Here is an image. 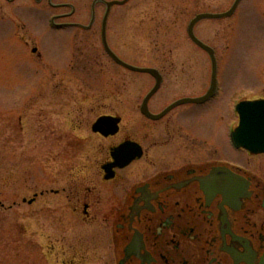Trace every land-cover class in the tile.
<instances>
[{"label":"rangeland","instance_id":"374dc122","mask_svg":"<svg viewBox=\"0 0 264 264\" xmlns=\"http://www.w3.org/2000/svg\"><path fill=\"white\" fill-rule=\"evenodd\" d=\"M94 1L0 0V264H113L96 225L72 212L82 210L79 196L95 202L88 188L98 186L97 162L104 156L97 153L105 143L89 129L100 115L117 114L140 136L144 118L130 105L141 103L156 79L107 56L104 3L96 5L91 30L50 28L54 16L57 24L90 25ZM235 2L130 0L112 8L107 39L113 51L163 75L151 101L155 110L207 94L212 59L193 42L189 26L197 15L228 12ZM195 33L215 50L219 91L205 107L183 106L169 118L191 112L186 122L211 138L222 157L219 137L226 141L225 121L229 136L238 125L236 105L264 99V0H243L230 17L201 20Z\"/></svg>","mask_w":264,"mask_h":264},{"label":"flooded vegetation","instance_id":"af4514ba","mask_svg":"<svg viewBox=\"0 0 264 264\" xmlns=\"http://www.w3.org/2000/svg\"><path fill=\"white\" fill-rule=\"evenodd\" d=\"M76 26L56 23L53 29ZM152 89L130 105L144 118L140 136L117 114L100 115L89 129L106 144L97 153L104 157L97 162L98 186L88 188L95 202L77 197L82 210L72 209L73 215L96 225L113 264H264V153L234 147L225 121L220 157L212 139L186 122L191 112L170 120L180 107H205L219 89L202 103L173 107L179 99L160 110L151 104L156 94L145 104Z\"/></svg>","mask_w":264,"mask_h":264},{"label":"water","instance_id":"95a60500","mask_svg":"<svg viewBox=\"0 0 264 264\" xmlns=\"http://www.w3.org/2000/svg\"><path fill=\"white\" fill-rule=\"evenodd\" d=\"M128 0L124 1H113L108 3L109 9L115 4H124ZM242 0H236L233 7L230 11L226 13H219V14H200L198 15L190 24L189 26V34L192 40L206 50L212 57L213 61V79H212V86L210 91L205 97L198 98V99H184L179 101L177 104L184 103V102H203L207 98L214 95L215 90L217 88V59L215 56V50L203 43L194 32L195 25L203 20V19H218V18H225L232 16L236 9L238 8L239 4ZM117 59V58H116ZM119 62L126 65L128 68L139 71V72H147L153 74L157 78V86L154 88V91L148 96H152L160 87L161 82V75L156 69L152 68H139L127 63L122 62L121 60L117 59ZM238 110L241 112V125L237 129V131L233 134V140L237 146H244L247 149L251 150L255 153L264 152V100H258L253 102H245L238 106ZM104 124V120H100L99 123L96 125L99 129ZM32 202V201H31Z\"/></svg>","mask_w":264,"mask_h":264}]
</instances>
